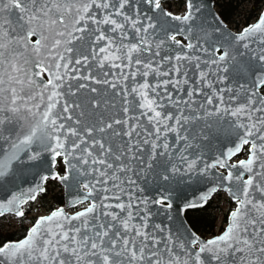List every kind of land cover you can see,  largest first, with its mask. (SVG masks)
<instances>
[{
	"label": "snow or ice",
	"instance_id": "snow-or-ice-1",
	"mask_svg": "<svg viewBox=\"0 0 264 264\" xmlns=\"http://www.w3.org/2000/svg\"><path fill=\"white\" fill-rule=\"evenodd\" d=\"M5 228L0 264H264V7L0 0Z\"/></svg>",
	"mask_w": 264,
	"mask_h": 264
},
{
	"label": "rangeland",
	"instance_id": "rangeland-1",
	"mask_svg": "<svg viewBox=\"0 0 264 264\" xmlns=\"http://www.w3.org/2000/svg\"><path fill=\"white\" fill-rule=\"evenodd\" d=\"M225 0H223L224 2ZM241 3L240 6L235 11V14L233 17H231L232 21H238L240 24L246 23V21L250 20L251 17H256L258 14L259 9L262 7V2L264 0H239ZM173 9L178 8V6L182 3V0H172L167 1ZM252 7V8H251ZM239 13V14H238ZM62 190H59L57 188H50L49 193L43 197L42 201L40 202L41 209H47L48 207H54L57 206L58 203L56 202V199L62 194ZM218 203L223 204V199L221 198ZM31 218V216H30ZM221 225H216L215 232H218L220 230ZM14 229V228H11Z\"/></svg>",
	"mask_w": 264,
	"mask_h": 264
},
{
	"label": "trees",
	"instance_id": "trees-1",
	"mask_svg": "<svg viewBox=\"0 0 264 264\" xmlns=\"http://www.w3.org/2000/svg\"><path fill=\"white\" fill-rule=\"evenodd\" d=\"M239 0H225L224 3V13L228 19H231L235 14L236 9L238 8ZM63 201V195L61 194L58 199H56L57 203H61ZM215 215V213L213 214ZM217 222L213 220L211 217L207 218L206 220L202 221L200 224V229L202 232L210 233L215 231ZM18 234V229L14 228H5L2 232H0V238L4 236L15 238Z\"/></svg>",
	"mask_w": 264,
	"mask_h": 264
},
{
	"label": "flooded vegetation",
	"instance_id": "flooded-vegetation-1",
	"mask_svg": "<svg viewBox=\"0 0 264 264\" xmlns=\"http://www.w3.org/2000/svg\"><path fill=\"white\" fill-rule=\"evenodd\" d=\"M241 156H243V155H241Z\"/></svg>",
	"mask_w": 264,
	"mask_h": 264
}]
</instances>
